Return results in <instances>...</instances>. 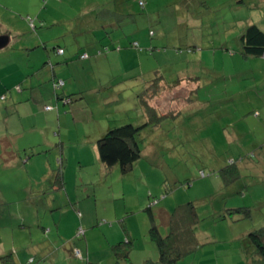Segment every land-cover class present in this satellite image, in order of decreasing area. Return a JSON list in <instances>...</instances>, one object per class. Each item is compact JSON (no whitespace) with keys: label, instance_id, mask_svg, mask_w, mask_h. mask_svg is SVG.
Listing matches in <instances>:
<instances>
[{"label":"rangeland","instance_id":"1","mask_svg":"<svg viewBox=\"0 0 264 264\" xmlns=\"http://www.w3.org/2000/svg\"><path fill=\"white\" fill-rule=\"evenodd\" d=\"M139 1L145 2L144 7ZM103 9L114 14L109 17ZM251 24L264 32V0H0V36L10 42L0 49V70L4 64L16 62L25 75L27 68L38 71L48 61L45 53L55 60L58 56L51 49L56 45L65 49L64 42L74 56L88 53L87 61L94 66L84 72L79 65L71 69V74L79 72L77 79L93 106V117L81 114L74 119L67 106V117L64 112L59 113L60 118L57 114L54 117L53 147L42 148L43 152L28 146L43 138L48 128L43 116H27V109H33L31 103H18L23 98H14L15 86L5 90L8 82L0 83V159L9 157L2 141L15 139L20 155L24 156L23 150L27 155L34 153L27 170L41 180L47 165L58 169L57 157L62 152L64 190L50 192L44 200L56 198L60 208L51 212L54 217L68 209L75 216L83 214L81 226L86 236L75 242L84 253L88 247L89 263L99 259L103 264H115L111 245L121 242L127 246L124 229L131 240V263H140L145 257L157 260L152 225L165 236L168 229L160 212L171 215L178 207L192 203L199 218L196 236L200 247L187 260L194 264H238L227 251L237 245L227 242L232 231L238 233L241 224L264 225V57H245L239 40ZM106 44L114 50L96 56ZM112 53L113 60L120 62L116 68L104 60ZM97 59L99 65L94 64ZM113 71L132 79H123L115 92L113 87L87 91L86 87L98 85L99 80L107 85ZM177 80L183 81L170 90ZM151 83L165 89L151 99L152 104L171 113L156 127L142 130L140 158L128 173L122 174L118 166L106 170L98 159L96 140L88 135L93 137L99 127L105 132L128 123L143 124L140 94ZM18 85L26 91L22 83ZM113 92L114 103L92 104L93 99ZM10 119L22 122L25 130L8 132ZM60 126L64 127V140L58 137ZM60 142L63 147L59 152ZM233 171L240 175L235 181ZM9 177L0 180V191L14 189L25 200L0 204V245L15 252L17 245L27 241L18 230L21 214L29 223L30 213L37 209L43 214V208H25L27 198L34 199L35 192L30 190L29 196L24 189L28 181L18 180V175ZM243 206L252 208V219L220 220L224 210ZM73 216L68 213V218H62L61 229L74 228L63 226V221L74 222ZM49 227L55 235V226Z\"/></svg>","mask_w":264,"mask_h":264},{"label":"crops","instance_id":"2","mask_svg":"<svg viewBox=\"0 0 264 264\" xmlns=\"http://www.w3.org/2000/svg\"><path fill=\"white\" fill-rule=\"evenodd\" d=\"M4 39H5L4 47H6L7 45L10 44V42L7 37H4ZM58 43L60 44V42ZM64 44H66V48L63 49L64 53L62 55H57L54 52V55L56 57L58 56L55 60L51 58V55L48 52L45 53L46 54L45 56L47 57V60L49 61V63L48 61L43 63V65L39 68L38 71L34 69L29 72L30 69L27 68L28 72L25 75L23 74L24 69L20 67L22 65L16 62H10V63L4 64L2 66V69L0 70V83L6 80L9 85L8 87L4 88L5 90H9L10 88H13L14 86L16 87V85L19 86L18 84L20 83H22V85L26 87L25 92H23V89L21 87L19 91H16L15 87L13 89L14 98H18V97L21 99L23 98L21 102H18V103L21 104L23 102L25 103L26 101H28L32 105V108L34 109V113L31 112V110L33 109H27L29 112H27L26 115L30 116V114L35 115L36 113L40 116H43L44 118L43 122L46 123L45 125L48 127L44 131L45 134L43 135V138L41 139V141H38L37 143L34 142V143L28 144L29 148H35V147L40 148L41 152H43L42 148L53 147L54 144L51 142V130H54L53 129L54 117L57 114L56 115L57 118H60L61 116L59 115V113L61 112L60 114H62V112L65 111L67 106H69L67 108H69L70 113H72L74 119H77V115H81V114H86L90 116V118L93 117V114L91 112V107L93 106L91 105L90 101H87L86 99L87 96L85 94L86 91L84 87L82 86L81 81L77 79L79 78L78 77L79 72H75L71 74L72 72L71 69L72 67L79 65V67L82 69V72H84L85 69H92L94 68V66L91 61H87L89 59L80 60L78 58L79 55L74 56V51H71L70 49L67 48L68 44L66 42H64ZM56 47L64 48V45L63 47L56 45ZM26 50H29V49L27 48ZM51 50H54V48L52 47ZM114 55H115L114 53L108 54L106 59H104L108 63L110 68H116V65H120V62L117 61L116 63V61L113 60ZM45 56H43V58ZM52 61H54L55 64H53ZM99 63H100L99 59H97L94 62V64L96 65H99ZM65 68H68V70L70 69V71H66ZM64 78H66V80ZM68 78L71 80L67 82ZM123 79L131 80L132 78L119 77V75L117 73H114L113 71L110 75V79L108 80L107 85H105V83L102 84V82H100L99 80L98 85L97 84L89 85L88 86L89 88L86 87V89L89 92H100L102 90H105L106 88L111 89L113 87V91L115 92L114 88L118 87V85L122 83ZM54 80H63V85L61 86V88H59V90L58 89L55 91L53 90L52 83ZM146 87L147 85L145 86V88ZM114 92L113 94H109L108 96H103V97L100 96V98L93 99L92 104L95 103V101H97L100 104V106H106L108 104L114 103L115 102L114 96H113ZM63 96L74 97V100L76 101L75 104L72 103L71 105H64L61 101V98ZM3 97L4 96H1V98ZM45 106H50L51 108L49 110H45L44 109ZM96 106L97 105H95V107ZM87 107L89 111H87L86 109ZM64 113H65L64 114L65 117H67L68 116V114H66L67 112H64ZM13 121L14 120L10 122L12 127L11 126L7 127L8 132L16 133L18 132L16 130L19 128L23 131L25 130V125L22 122H20V124H16V122L13 123ZM32 128L33 126L31 127V129ZM63 129L64 127L63 128H61V126L59 127L60 131H59L58 137H60L61 140H64L61 135L63 132ZM42 130H43V127L41 128L40 131ZM104 130H105L104 127L103 128L99 127L94 131L93 137H91L92 135L91 136L88 135V136L97 141V139L103 134ZM13 140L15 139H12V140L9 139L10 142L5 141L6 143L1 140L2 141L1 145L5 146L4 148V150H6L5 154L9 153V157L8 159H0V172H2V174L0 173V180L2 178H10L9 176L11 175H18L19 177H21L18 180L25 179L26 182L28 181L27 182L28 184L27 186H24V189L29 191L30 193L29 196L32 195L30 190H33V192H35L33 194L35 197L34 199L27 198L26 202L24 203L25 205L24 207L30 208V210H34V206L38 205L43 208V214H40L38 210L36 209L35 213L34 212L30 213L29 219H32V220L29 223H27V221L25 220L26 216L24 214H21L22 217L20 218L18 230H20L21 233L25 234L27 241H25L24 244L17 245L18 249L15 252L14 250L13 251L10 250V247L4 246V244L2 243L0 245V257L7 255V254H14L13 257L15 259L16 264H29V260L32 257H36L39 259V261L36 262L38 264H85V262H83L82 260L76 259L73 257V255H71V248H72L71 243L73 241L71 240V238L73 237L72 234L76 230L75 227L78 228V224L79 226L82 225L81 223L84 222L83 219L85 217L83 216V214H81V212H77L76 213L77 215L75 216L72 210H70L71 212H68L69 209L63 210L62 212H65V214H62L61 212L58 218L54 217L56 215L51 214V212L53 213L54 211L59 209L60 205L55 203V200H56L55 197H51L49 202H45L44 195H47L53 191L62 192L64 190V187L63 189L58 190L57 187H55L54 185L55 168L52 169L51 166L47 165L48 171L46 174H44V177H42L41 180H40L41 176L37 177L35 175H31V174L29 175L27 167L28 165H30V163L33 162L30 158L34 155V153L30 151L29 153L32 152L33 154L28 153L27 155L25 153V150H23L24 156L20 155V150L18 149V146L14 145ZM59 145L61 147V149H59V152H60L62 151L63 146L61 142L59 143ZM96 150H97V147H96ZM60 157L63 159L62 152H60ZM63 176H64V173H63ZM7 190L3 192L0 191V204L2 205L9 204V203L17 204L25 200V199H22L19 192L14 191V189H7ZM247 190H249V188H247ZM87 196L89 195L87 194ZM253 202L256 203L257 200H254ZM73 210H76V209L73 208ZM48 212L50 213L49 219L47 218L49 224L47 223V220L43 221L44 218L47 216L46 213L48 214ZM68 213H71L72 216L74 215L73 216L74 222L71 223V221L69 220L68 222L64 223L65 221H63V226L65 229L66 227H68V225H72L74 228H72L71 230H68V229L63 230L61 229L62 218L63 217L68 218ZM78 213H80L81 216H79ZM51 225L55 226L54 227L55 235L52 234L53 229L49 227ZM254 228H257L255 224L254 225L241 224L240 230L238 231V233L235 229L232 231V235H231L232 237L227 242H229L230 244L234 243L237 245H234L232 248H230L227 251H231V253H233L234 256H230V257L233 259H236L235 263L254 264L250 259L246 258V256L243 254L242 249H241V241L243 237L250 230ZM39 230L42 234H40ZM85 236H86V232H85ZM222 242L223 241H217V243H222ZM88 250H89L88 247H86L85 249L86 256L88 255L87 253ZM215 251L218 252V250H215ZM89 258L91 257L87 256L88 260ZM145 258L146 259L141 260L140 263H134V264H145L146 262L148 261L152 262L153 260H154V264H159L157 261L158 259L155 260V259H152L151 257L150 258L148 257L149 259H147V257ZM157 258H158V254H157ZM187 259L188 258L185 257L181 259L180 261H178L177 264H180L182 261H184L182 262L183 264L196 263L195 261L193 262ZM40 260H43V261L40 262ZM93 260L96 261V263L94 264H103L102 261L99 259H93ZM36 263H32V264H36Z\"/></svg>","mask_w":264,"mask_h":264},{"label":"trees","instance_id":"3","mask_svg":"<svg viewBox=\"0 0 264 264\" xmlns=\"http://www.w3.org/2000/svg\"><path fill=\"white\" fill-rule=\"evenodd\" d=\"M144 5V1H139L140 7H144ZM103 11L104 13H108L109 17L110 14L113 13L109 9H103ZM239 40L242 54L245 57H264V32L259 26L256 24L248 25L240 35ZM107 45L108 44H106L103 49L97 50L95 55L102 56L109 53V51L114 50L111 46L110 48ZM58 50H63V48H54L56 54ZM117 51H119V48H117ZM78 58L80 60H87L90 57L88 53H82ZM59 81L62 82L61 85H58ZM182 81L183 80H177L173 83L172 87L169 86V89H174L180 85ZM62 85L63 80H54L52 88L55 91L58 88H61ZM19 89L20 86L15 87L16 91H19ZM164 90L165 89H161L159 86L154 87L151 83L147 85L140 94V104L144 117L143 124L134 125L128 123L119 127L107 128V130L97 139L96 147L98 159L106 170L118 166L120 172L126 174L131 170L133 163L140 158L141 150L139 147V141L142 130L148 126L156 127L162 117L171 113L169 110L166 112L159 111L151 102V99L158 95L160 91L164 92ZM61 101L64 105H71L75 100L72 96H63ZM29 154L33 153L31 152ZM57 162L58 169H55L54 171V185L60 190L64 187V163L61 157L57 158ZM222 173L224 174V172ZM231 177H233V181H235L240 178V175L237 171H233ZM145 211L148 212V215L152 220L153 215L150 208L145 209ZM160 214L161 220L165 221L168 233L165 236H161L155 225H152L150 229V235L158 254V263L177 264L181 259L194 254L200 247V243L196 236V228L199 223L197 208H195L192 203H186L178 207L171 215H165L163 212H160ZM251 218L252 208L249 206L226 209L220 216V220L227 219L232 222ZM123 231L125 233V244L127 246H125L124 243L118 242L111 245V250L114 254L115 264H132L130 259V248L128 247L131 244V240L126 233V230L124 229ZM84 236L85 230L82 226H79L77 230H75L74 236L71 238V240H73L71 243V255L76 259H82L85 264H91L85 253L78 248L79 246L75 242V239L82 241L81 238H84ZM241 249L246 258L250 259L254 264H264V226L250 230L241 241ZM77 251L80 253V256H76ZM37 261H39L38 258L32 257L29 260V264L36 263ZM0 263L16 264L13 254H7L0 257ZM145 264H154V262L148 261Z\"/></svg>","mask_w":264,"mask_h":264},{"label":"built area","instance_id":"4","mask_svg":"<svg viewBox=\"0 0 264 264\" xmlns=\"http://www.w3.org/2000/svg\"><path fill=\"white\" fill-rule=\"evenodd\" d=\"M57 54L62 55V54H63V50H58V51H57ZM61 84H62V82L59 81L58 85H61ZM67 102H68V101H67ZM49 109H50L49 106H46V107H45V110H49ZM76 256H80V253H79L78 251L76 252Z\"/></svg>","mask_w":264,"mask_h":264},{"label":"water","instance_id":"5","mask_svg":"<svg viewBox=\"0 0 264 264\" xmlns=\"http://www.w3.org/2000/svg\"><path fill=\"white\" fill-rule=\"evenodd\" d=\"M4 40H5L4 37L3 36H0V49L2 47H4V45H5V41Z\"/></svg>","mask_w":264,"mask_h":264}]
</instances>
